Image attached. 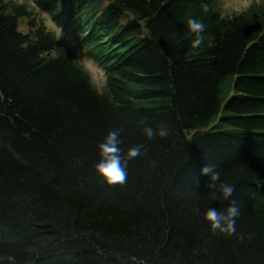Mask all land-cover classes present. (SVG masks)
<instances>
[{"label":"trees","instance_id":"16d2710c","mask_svg":"<svg viewBox=\"0 0 264 264\" xmlns=\"http://www.w3.org/2000/svg\"><path fill=\"white\" fill-rule=\"evenodd\" d=\"M222 3L0 0V264H264V0ZM113 129L143 146L123 186L95 170ZM206 166L235 186L232 236L204 219L230 205Z\"/></svg>","mask_w":264,"mask_h":264},{"label":"clouds","instance_id":"9594fccd","mask_svg":"<svg viewBox=\"0 0 264 264\" xmlns=\"http://www.w3.org/2000/svg\"><path fill=\"white\" fill-rule=\"evenodd\" d=\"M204 11L207 12V6H204ZM187 28L194 36L191 43L192 49L201 47L205 40L203 33L205 32V25L202 21L189 17L187 19ZM122 129H113L106 136L105 140L98 145L101 160L96 164L95 170L100 177L109 186H123L127 182V163L129 160L135 159L141 155L142 145L131 147L126 156L122 155L120 147L122 140L120 139ZM145 135L151 139L155 135L164 137L168 134L166 127L161 126L159 131L146 127L144 129ZM202 175L211 174L210 189H215L211 192L213 200L223 199L230 201V205L225 211H217L216 209H208L205 213L204 219L210 223L213 232L232 236L236 232V219L241 214V209L235 199V186L226 181H220L221 173L214 172L213 167L206 166L202 169ZM219 193V195H218ZM199 211V209H197Z\"/></svg>","mask_w":264,"mask_h":264},{"label":"rangeland","instance_id":"374dc122","mask_svg":"<svg viewBox=\"0 0 264 264\" xmlns=\"http://www.w3.org/2000/svg\"><path fill=\"white\" fill-rule=\"evenodd\" d=\"M19 2L29 1V0H18ZM253 0H223L224 11L227 13H232L234 11H239L245 8L249 3ZM32 4V2H31ZM46 16L45 14H43ZM47 24L51 29H54L58 35L65 41V43L73 48L79 55L80 59L85 63L86 67L91 73L93 83L98 87L102 88L105 82L104 71L93 61L87 59L82 55V52L78 48L76 44L75 37L70 33L58 28L47 16H46ZM20 28L22 30H27L25 26V21L23 20L20 24Z\"/></svg>","mask_w":264,"mask_h":264}]
</instances>
